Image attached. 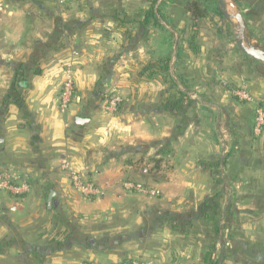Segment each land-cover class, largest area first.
Listing matches in <instances>:
<instances>
[{
  "label": "crops",
  "instance_id": "0c3cea01",
  "mask_svg": "<svg viewBox=\"0 0 264 264\" xmlns=\"http://www.w3.org/2000/svg\"><path fill=\"white\" fill-rule=\"evenodd\" d=\"M153 1L0 0V170L31 185L22 197L0 190V264H35L36 256L39 264H75L96 242L85 244L90 235L165 211L183 212L187 230L171 237L187 255L188 229L216 213L217 225L234 229L229 241L264 264V133L254 134V106L238 100L231 77H219L224 71L201 65L194 77L198 58L184 62L191 49L160 15L163 0L144 23ZM167 57L168 74L158 66ZM118 58L121 78L101 77ZM68 71L75 101L61 113ZM99 85L118 91V109L101 106ZM246 87L264 103V80ZM179 90L185 96L175 106ZM78 116L87 121L77 124ZM71 170L102 194H81ZM126 180L163 197L128 191Z\"/></svg>",
  "mask_w": 264,
  "mask_h": 264
},
{
  "label": "rangeland",
  "instance_id": "374dc122",
  "mask_svg": "<svg viewBox=\"0 0 264 264\" xmlns=\"http://www.w3.org/2000/svg\"><path fill=\"white\" fill-rule=\"evenodd\" d=\"M227 1L231 13L239 12L247 19L245 40L264 48V1ZM158 2L154 0V6H157ZM218 7V0H163L159 8L160 15H164V21L172 28L181 31L188 41L191 50L185 51L187 54L184 53V62L190 63L198 58L196 63L191 64L192 72L195 73L194 77H199L198 70L201 65H210L211 68L220 72L224 71L219 74V77H231L233 83L230 85H234V88L246 87L256 79L264 80V73L259 70V65L262 64L261 66L264 67V63L246 55L237 44L238 20L228 19L224 14H219ZM169 11H171V14H168L170 17H166V12ZM246 19H244L245 24ZM191 55L195 58H190ZM115 63L103 69L101 77L121 78L124 66L119 63V58ZM197 64L199 66L195 67ZM146 67L148 65L144 66ZM178 68V66L175 68V77H178ZM131 76H134V72ZM3 84L7 85V82L4 81ZM113 84L117 86V82ZM110 87L105 86L102 89L99 85L95 91L101 93L104 90L105 96L101 98V106L109 111H115L122 100L117 90L109 92L113 89ZM156 190L159 193L151 195L162 198L163 192L160 189ZM179 216H183L182 211H176V215L165 211L160 216H147L144 224L132 229L90 235L85 240V244L91 243L92 240L96 242L87 249V258L75 264H252L251 259L246 255V247L229 241L234 229L228 223L223 226L217 225L212 216L208 218V225H196L192 226V230L188 229L192 238L190 254L187 255L183 248L184 241L171 237L173 234L178 232L182 234L187 230V226L183 225L182 218ZM178 218L181 221H178ZM118 236L122 237L121 240ZM222 249H224L223 253H221ZM31 260L39 264L40 258L31 257Z\"/></svg>",
  "mask_w": 264,
  "mask_h": 264
},
{
  "label": "built area",
  "instance_id": "2783aa9c",
  "mask_svg": "<svg viewBox=\"0 0 264 264\" xmlns=\"http://www.w3.org/2000/svg\"><path fill=\"white\" fill-rule=\"evenodd\" d=\"M233 94L240 100L252 103L254 106V134L259 136L264 133V103L254 97L252 92L247 87H237ZM75 98V83L69 73L64 80L60 97L59 108L61 113H67ZM119 100V99H118ZM116 101V100H115ZM115 103V102H113ZM72 184L81 194L93 198L101 193L98 185L90 180L85 179L78 171L71 170ZM123 186L128 191L145 192L149 194H158L159 191L144 183L134 180H126ZM0 190L10 192L11 194L22 197L31 191V185L24 179L23 175L14 170H0Z\"/></svg>",
  "mask_w": 264,
  "mask_h": 264
},
{
  "label": "water",
  "instance_id": "95a60500",
  "mask_svg": "<svg viewBox=\"0 0 264 264\" xmlns=\"http://www.w3.org/2000/svg\"><path fill=\"white\" fill-rule=\"evenodd\" d=\"M218 3H219V7L222 13L224 14L226 18L237 19L239 22L236 38H237V44L239 48L241 49V51H243L246 55H248L252 59H255L257 61L264 63V49L257 46L256 44H253L245 40L244 31L246 28V24H245L243 15L239 12L231 13L228 8L229 3L227 0H218ZM86 121L87 119H84L79 116L75 118V122L77 124H83ZM1 140L2 139H0V141ZM51 200L52 199L49 200L50 203H51Z\"/></svg>",
  "mask_w": 264,
  "mask_h": 264
},
{
  "label": "trees",
  "instance_id": "16d2710c",
  "mask_svg": "<svg viewBox=\"0 0 264 264\" xmlns=\"http://www.w3.org/2000/svg\"><path fill=\"white\" fill-rule=\"evenodd\" d=\"M190 11V9H188ZM156 7L154 6V4L147 10L144 11V23H147L149 22V20L151 18H155L156 17ZM217 11L219 14H223L220 7L217 8ZM264 49V48H263ZM170 63H171V58L167 57V58H161L158 60V66L161 68L162 71L168 73L169 72V69H170ZM260 64V63H258ZM262 65V64H261ZM261 65H259V70L262 71L264 73V67H262ZM156 67V66H155ZM150 73H151V70L149 69ZM149 77H152V74H149ZM172 80V79H171ZM173 84L174 86H177V83L173 81ZM179 94H177L179 96L178 99H174V104L175 106L177 104H179V102L181 101V99L185 96V93L182 91V90H179L178 91ZM173 100V99H172ZM213 218V221L217 222L219 220L218 216L216 213H211V215H209V218Z\"/></svg>",
  "mask_w": 264,
  "mask_h": 264
}]
</instances>
